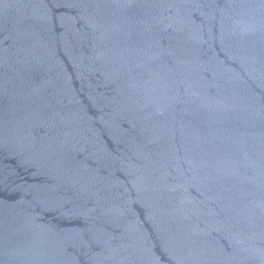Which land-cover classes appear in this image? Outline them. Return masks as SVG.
<instances>
[{
    "label": "water",
    "instance_id": "1",
    "mask_svg": "<svg viewBox=\"0 0 264 264\" xmlns=\"http://www.w3.org/2000/svg\"><path fill=\"white\" fill-rule=\"evenodd\" d=\"M0 264H264V0H0Z\"/></svg>",
    "mask_w": 264,
    "mask_h": 264
}]
</instances>
